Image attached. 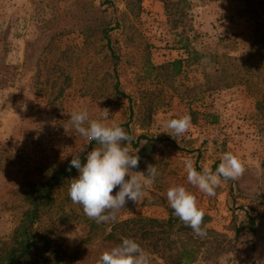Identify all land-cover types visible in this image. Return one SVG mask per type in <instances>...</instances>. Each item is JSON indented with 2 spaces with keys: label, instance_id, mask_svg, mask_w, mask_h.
I'll list each match as a JSON object with an SVG mask.
<instances>
[{
  "label": "rangeland",
  "instance_id": "374dc122",
  "mask_svg": "<svg viewBox=\"0 0 264 264\" xmlns=\"http://www.w3.org/2000/svg\"><path fill=\"white\" fill-rule=\"evenodd\" d=\"M188 1L185 25L193 28L191 45L204 57L171 81L149 70L187 57L159 1L0 0V243L11 240L32 208L35 190L43 188V197L52 200L42 206L36 228L56 240L59 251L67 250L62 264H97L109 251L84 242L87 216L68 196L69 181L79 175L75 168L68 171L71 159L80 155L85 163L97 146L75 131L70 114L86 107L90 118H99L106 108L105 122L123 127L134 138L131 150L141 152L133 171L146 173L151 164L159 172L138 203L119 210L117 220L166 219L167 189L182 185L196 195L217 232L195 264H264V111L245 87L206 92L204 78L213 73L211 55L247 56L264 22V0ZM87 27L88 38L82 34ZM104 29L119 60L109 59ZM111 64L117 65L124 96L114 91ZM64 77L70 85L59 95ZM147 91L154 95L144 98ZM184 114L191 116L187 133L174 139L162 132H171L165 123ZM142 136L161 140L148 145L142 139L134 148ZM225 152L243 160L246 171L239 179L223 182L211 197L188 183L186 159L198 171L215 170ZM65 214L71 223L60 222ZM248 217L256 219L255 226H247Z\"/></svg>",
  "mask_w": 264,
  "mask_h": 264
},
{
  "label": "trees",
  "instance_id": "16d2710c",
  "mask_svg": "<svg viewBox=\"0 0 264 264\" xmlns=\"http://www.w3.org/2000/svg\"><path fill=\"white\" fill-rule=\"evenodd\" d=\"M141 4L144 0H136ZM163 3L171 30L176 33L179 39L177 43L183 45L181 48L186 52L187 57H183L160 66L149 65L151 73L156 77H165L167 80L175 81L182 77L188 68L199 64L203 59V54L191 45L190 33L193 28L185 25L188 17L190 3L188 0H155ZM182 28L181 31H179ZM82 34L88 38L89 29L82 30ZM103 40L107 41L106 49L109 51V59L119 60V49L113 46L111 38L107 35V30L102 31ZM213 67L212 74H205V83L208 85L206 92L219 89H229L235 86H243L258 99L257 107L264 111V22H259L253 35L250 48L245 58L228 57L227 55H211ZM113 71L112 79H116L114 91L118 96H124L119 89L117 65L111 64ZM227 72H235L230 77H223ZM64 86L58 93L61 95L64 88L70 85V78L64 77ZM50 83V81L48 82ZM154 93L147 91L144 98L152 96ZM209 118V115H205ZM217 118L213 117V122ZM192 122L195 124L196 120ZM147 140L148 145L161 139H151L145 136L139 138L134 144V148H140V140ZM142 151V150H141ZM143 152V151H142ZM139 157L141 152L138 153ZM139 169V168H137ZM51 179L45 185L46 190L51 189ZM42 189L35 190L31 210L26 214L24 221L14 231L9 242L0 243V264H62L60 255L66 249L56 248L57 241L49 237L47 233L39 231L36 224L39 223L38 214L43 205L52 200L51 195L43 197ZM114 194V192H113ZM166 219L156 218H133L128 220H115L109 223L97 224L94 220L86 218L89 226V233L85 238V243L98 242V246H105L111 250L122 243L123 238L133 239L140 247L149 254L150 262L163 264H195L199 261L200 255L214 240L217 232L209 228L212 217L205 215L202 227L206 228L207 235L203 238L197 236L193 230L186 226L178 217L174 216L173 209H168ZM60 222L71 223V215H62ZM256 219L248 217L247 226H255ZM102 230V232H100Z\"/></svg>",
  "mask_w": 264,
  "mask_h": 264
},
{
  "label": "clouds",
  "instance_id": "9594fccd",
  "mask_svg": "<svg viewBox=\"0 0 264 264\" xmlns=\"http://www.w3.org/2000/svg\"><path fill=\"white\" fill-rule=\"evenodd\" d=\"M109 110L100 108L99 118H90L86 107L73 111L68 120L80 136L97 146L87 152L85 163L80 155L70 161L68 171L75 168L79 175L69 181L68 196L74 204L83 208L84 214L97 224L115 221L120 209L131 201L138 203L145 189L155 183L159 175L156 165H147L146 173L133 171L139 167L138 150L133 152V137L119 124L105 121ZM164 127L174 139L191 128L190 114L169 119ZM127 142V143H124ZM187 181L207 196H215L216 189L223 182L239 179L246 171L243 160L232 152H225L218 166L203 167L198 171L193 160L184 162ZM115 194L113 195L114 190ZM167 202L178 217L193 232L203 238L207 235L204 223L205 212L198 207L197 197L182 185L170 186L166 192ZM97 264H151L149 254L133 239L123 238L122 243L103 252Z\"/></svg>",
  "mask_w": 264,
  "mask_h": 264
}]
</instances>
